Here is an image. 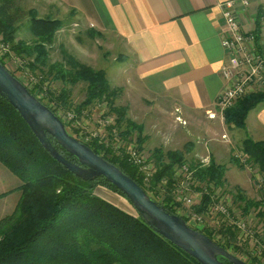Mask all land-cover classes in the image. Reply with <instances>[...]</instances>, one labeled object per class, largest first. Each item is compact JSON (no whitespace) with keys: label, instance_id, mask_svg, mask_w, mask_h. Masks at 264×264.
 Masks as SVG:
<instances>
[{"label":"trees","instance_id":"16d2710c","mask_svg":"<svg viewBox=\"0 0 264 264\" xmlns=\"http://www.w3.org/2000/svg\"><path fill=\"white\" fill-rule=\"evenodd\" d=\"M21 16L26 17L21 22L29 24V29L35 33L36 39L31 44L16 40L21 22L16 23ZM63 25L60 20L39 19L33 11L25 13L18 6H13L12 0H0V34L3 42L9 44L10 50L22 59H31L30 70L42 76H51L53 82H83L86 85L85 99L76 107L77 115L80 108H86L95 100L106 101L108 112L115 117L118 115L115 126L123 128L119 135L124 139L134 135L137 149L142 152L146 141L142 136L143 129L126 118L125 107L114 105L120 89L110 87L103 70L94 71L76 62L70 65L71 70L64 69L58 63L48 64L47 47L53 43L56 32ZM0 64L15 77L1 58ZM28 91L55 114L32 89ZM63 95L55 98V102L65 107L68 105V94ZM260 104H264L263 91L253 92L237 100L233 107L224 112V124L244 131L249 112ZM66 130L94 154L117 167L173 215L177 214L170 204L172 198L168 196V191H171L176 167L184 164L197 167L194 168V180L203 195L200 205L193 207L194 213L202 212L204 204L209 201L211 192L206 185L212 182L220 186L224 181L226 167L223 165L210 161L209 166H200L199 163L185 160L188 150L163 152L158 149L150 156L154 174L148 185H145L137 167L120 151L114 150V144L107 147L96 137L84 143L78 139L74 129V135ZM47 138L63 158L78 164L52 137L47 135ZM240 150L248 156V164L256 167L264 176V142H253L245 138ZM231 158L238 168H244L236 159ZM0 165L20 181L17 189L19 198L12 214L0 219V264H199L155 233L137 213L135 216L128 214L95 196L96 189L103 187L124 198L102 178L83 181L57 163L39 144L17 111L1 97ZM163 179L168 180V191L162 200H157L152 192ZM245 204L248 212L251 207L260 206L256 203ZM219 228V233L233 239V233L223 225ZM195 230L235 257L239 255L238 249L230 248L213 238L208 228ZM220 261L229 264L226 260ZM246 263L253 264L254 260Z\"/></svg>","mask_w":264,"mask_h":264},{"label":"crops","instance_id":"0c3cea01","mask_svg":"<svg viewBox=\"0 0 264 264\" xmlns=\"http://www.w3.org/2000/svg\"><path fill=\"white\" fill-rule=\"evenodd\" d=\"M34 1L26 13L33 11L39 19L79 25L87 36L96 33L109 42L111 50L117 51L123 62L114 76L123 74L124 78L120 82L112 79L111 86L121 89L116 103L123 100L124 104L116 106L125 107L130 121L143 125L146 141L142 152L146 159L154 150L185 149L188 153L184 158L189 163L196 164L208 157L209 161L224 165L225 156L231 158V146L240 149L243 139L264 142V104L249 112L246 128L239 137L234 132L238 129L226 125L224 128L218 118L212 120L206 115L217 113L216 100L224 88L221 69L226 55L220 41L226 4L234 2L233 10L242 30L252 32L257 31L264 0H249L245 10L237 0ZM54 45L47 47L48 52ZM176 115L186 122V127L174 123L172 116ZM150 119L152 123H148ZM224 134L229 136V143L221 140ZM230 158L226 174L233 167L242 170ZM19 186V181L0 165V196L4 195L0 199L1 216L12 214ZM245 189L244 186L242 190Z\"/></svg>","mask_w":264,"mask_h":264},{"label":"rangeland","instance_id":"374dc122","mask_svg":"<svg viewBox=\"0 0 264 264\" xmlns=\"http://www.w3.org/2000/svg\"><path fill=\"white\" fill-rule=\"evenodd\" d=\"M34 3H35L34 0H12V5L18 6L25 13L27 8L32 7ZM36 16L39 15L37 14ZM23 17L25 16H21V18L17 21L16 24L20 23ZM61 21L64 25L60 30L62 29L63 30L62 32H59L60 31L59 30L55 34V41H53V43H55L56 45H54L49 52L47 50L48 64L58 63L62 65L64 69L71 70L70 65L76 62L78 64L87 66L93 69L94 71L103 70L106 74V78L111 88L113 87L111 85L114 84L112 79H114L115 82L116 79H118V81L120 82L121 79L124 78L123 74L119 77L114 76L115 70L118 67L121 68L122 66L121 63L123 61L119 59V56L117 57L116 50H111L109 48V42L107 40H105L104 38L103 39L99 38L96 33H91V35L87 36L81 30L79 25L69 26L66 20H61ZM22 22L24 23V21ZM22 22L19 24V29L16 33L17 36L16 40L17 41L23 40L24 42H27V44H31L36 39V37L34 36L35 33L30 29L28 30L29 24L24 25ZM2 49L8 52L4 54V51ZM0 58L4 62L5 67L14 74L15 78H17V80H19L23 85L29 87L28 89L26 88L27 90L32 89L33 92L37 94V97L42 102H44V104H46L48 107H50L52 110L55 111V114L58 115L59 118H61L65 122L67 129L73 135L75 134L73 132L74 129L77 133V136L85 137L88 139V136H91V138H93L96 135V138H99L100 140L103 139L105 141L106 139H110V140L112 139L113 130H115L118 134L121 131H123V128L118 129L115 126V120L118 115L116 114L115 117V115H112L110 112H108L107 103L104 100L100 102H97L95 100L91 103V105L87 106L86 108H80L81 110L77 115L75 109L76 107L81 105L82 101L85 99L86 85L83 82H78L76 84H66L60 81L53 82L51 76L46 77L44 75L42 76L40 74L34 73L29 68V64H30L29 62L32 60L31 59L28 60V58L22 59L21 57L15 55L10 50L9 44L3 42V37L1 34H0ZM123 66H126V64ZM63 93H65L66 96L68 94L67 96L68 105H66L65 107L55 102L56 101L55 98H57L60 94L64 96ZM121 93L122 92L120 89L119 94ZM123 104H124L123 100L119 101L118 104L116 103V100L114 102L115 106L123 105ZM172 117L173 119L175 118V116ZM126 118L128 120H131L127 117V112H126ZM152 122L153 119H150L148 123H152ZM220 122L221 124H224V121L223 123L222 120ZM133 123L140 127L143 126L141 123H137L135 121H133ZM174 123L176 122L174 121ZM179 125L182 127L187 126L186 122L185 124H179ZM223 126L224 128H226L225 124ZM76 129H78L79 131ZM234 132L237 137H239L238 135L240 133H243L241 130H236ZM160 134L162 135V133ZM227 135L229 134L227 133ZM196 137L197 136H195V139ZM227 137L229 138V136ZM120 139L124 142L122 151L126 149L128 145H130L129 144L130 142H134L136 145L135 142L136 140L134 135L131 138H126V139L120 136ZM195 139L193 138L191 141L194 142ZM143 146L145 150L144 143ZM231 150H232L231 151V157H232V152L240 149L239 147L231 146ZM150 155H152V153ZM144 157L146 158L145 155ZM229 158L230 156L229 157L225 156V160H224L225 164L223 166L225 167L229 166L227 165V161L229 160ZM147 161L149 162L151 168H154V164L150 160V157L149 158L147 157ZM209 162L210 161H208V164ZM183 166H186L188 168L187 170H191V172H193L192 169L196 168L190 166V164H185ZM242 166L244 167L242 168V170L240 169L238 170L236 167H233L229 169L230 171L227 174L225 171L224 181L220 186L212 182L206 185V187L209 188L211 194L208 197L209 201H207V203L204 204L203 206L204 209L200 213L191 214L188 212L190 208H186L184 205L183 197L186 195L187 192H185L186 189L184 188V186L182 187V185H185L188 182V180L184 178L182 182H178L180 179V175H179L180 170L178 172L179 174L176 173L179 167L178 168L176 167L175 169L173 183H171L172 187L170 188L171 191H168L167 189L169 184L168 180L163 179L158 184L157 189L152 192V194L157 200H162L165 192L168 191V196L170 195L172 198L170 204L173 205V210L176 212L178 216H180L185 221L188 227L194 230L196 228L198 229L208 228L213 238H215L217 241L224 243L227 246L229 245L230 248H234L236 250L238 249V254H239L237 256L238 259L242 260L245 263L247 261L250 262L251 260H254L253 264H264V215H262L263 214L262 211L264 212V176L261 173H259L257 168L254 167L253 165L250 166L249 164H247ZM153 174H154V170H151V172L149 173L150 176L149 181L152 180ZM13 177L16 178L15 176ZM243 185L247 187L248 190L247 189H245V191L242 190V188L244 189ZM191 192H200V187L199 186L191 187L189 189V193L191 194ZM114 194L115 193L113 192L109 194L108 189L107 190L96 189V191L94 192L95 196L100 197L102 199L104 198L108 201H112L113 203H116L115 207L119 208L120 210L128 214L135 216L136 211L131 206V204L126 199L120 197L117 194H116L117 196H113ZM107 195H112V196H107ZM202 195L203 194H200L201 198ZM176 196H178V198ZM110 197H113V199ZM245 203L248 204L256 203L259 204L260 206L251 207L248 212L245 209L246 208ZM210 207L212 208L223 207L225 209L227 208L229 213L232 214L234 218L240 222L239 225H243V223L246 224V226L244 225L243 226L245 227L247 232L246 233L241 232L236 227V225H230L228 220L225 219V217L214 212L215 210L211 209ZM6 216L0 215L1 217L0 219ZM185 218L188 219V221L190 222H187ZM216 219L220 222L217 225L214 222L216 226H211L209 224V221ZM222 220H224V222H221ZM198 223H201V225H197ZM221 224H224V226L228 228L229 232L233 233L234 236L233 239H229L228 236H225L218 232L220 230L219 225Z\"/></svg>","mask_w":264,"mask_h":264},{"label":"water","instance_id":"95a60500","mask_svg":"<svg viewBox=\"0 0 264 264\" xmlns=\"http://www.w3.org/2000/svg\"><path fill=\"white\" fill-rule=\"evenodd\" d=\"M0 97L13 107L43 149L66 170L82 179L102 178L114 186L131 204L141 219L158 235L186 253L199 264H247L215 244L201 232L191 229L150 198L146 192L117 167L94 154L90 148L70 136L63 123L26 87L0 64ZM73 157L78 164L63 158L47 138Z\"/></svg>","mask_w":264,"mask_h":264},{"label":"built area","instance_id":"2783aa9c","mask_svg":"<svg viewBox=\"0 0 264 264\" xmlns=\"http://www.w3.org/2000/svg\"><path fill=\"white\" fill-rule=\"evenodd\" d=\"M237 1L242 10L248 8L249 0ZM233 5L234 2L227 3L226 10L222 14L224 28L221 34L220 43L226 55V61L221 69V77L224 82V88L216 100L215 108L217 113H206L208 119L214 120L218 118L220 121L222 120V122L224 121V112L227 109L233 107L237 100L242 99L243 97L256 91L264 92V12L259 14V20L256 29L257 31L254 30L252 32H244L242 30L238 15L233 10ZM3 51L4 54L8 52L6 50ZM24 86L29 88L26 85ZM175 113L178 114L179 110H175ZM175 122L178 124H185V122L178 115L175 116ZM112 135L115 139L114 150L120 151L119 153L124 154L127 160L132 165L137 167L139 174L142 176L143 184L148 185L150 182L149 173L151 170H154V168H151L149 162L144 157L142 152L138 151L137 145H135L134 142H130V145H128L126 149L122 151L124 142L120 139L119 134L115 130L112 131ZM90 138L91 136H88V139L85 138V141H88ZM220 138L223 142L229 143V139L225 134L221 135ZM101 141H103V139H101ZM232 157L236 159L241 165L248 164V156L241 150H235L232 152ZM208 161L209 159L206 157L200 159L199 164L200 166H206ZM187 169L188 168L186 166L182 165L179 167L176 174H179L178 172L180 170V179L178 182H182L184 178L188 180L185 185H182V187L184 186L186 189L185 192H187L183 197V202L186 208H190L188 212L192 214L194 213L192 210L193 207H196L201 203L200 194H202V192L189 193V189L191 187H197V183L194 180V171L196 169H192L193 172ZM176 197L178 198V196ZM210 208L215 210L214 212L225 217L230 225H236V227L241 232H247L244 227L246 224L243 223L244 226L239 225L240 222L229 213L227 208ZM186 221L190 222L188 219H186ZM214 222L217 225L220 221L217 219L211 220L209 221V224L211 226H216ZM221 222H224V220ZM197 225H201V223H198ZM221 225L224 226V224ZM224 228L228 229L226 226H224Z\"/></svg>","mask_w":264,"mask_h":264},{"label":"bare ground","instance_id":"6f19581e","mask_svg":"<svg viewBox=\"0 0 264 264\" xmlns=\"http://www.w3.org/2000/svg\"><path fill=\"white\" fill-rule=\"evenodd\" d=\"M54 114V113H53ZM62 123H63V125H64V127H65V129L67 128V126H66V124H65V122L61 119V118H59V116L58 115H56V114H54ZM78 130V129H77ZM67 131V130H66ZM79 131V130H78ZM68 133V132H67ZM79 133V132H78ZM69 134V133H68ZM70 135V134H69ZM71 136V135H70ZM73 137V136H72ZM76 139V138H75ZM78 139H80V140H82L84 143H86V142H88V141H85V137H81V136H78ZM77 140V139H76ZM110 139H106L105 141L103 140V143H104V145L105 146H107V145H112V144H114L115 143V139H114V136L112 135V139L109 141ZM81 143V142H80ZM108 147V146H107ZM193 210V209H192Z\"/></svg>","mask_w":264,"mask_h":264}]
</instances>
